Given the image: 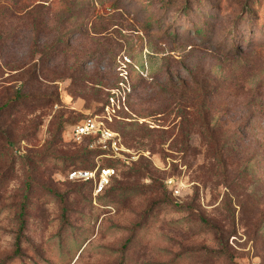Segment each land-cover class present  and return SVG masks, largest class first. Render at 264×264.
<instances>
[{
  "label": "rangeland",
  "instance_id": "374dc122",
  "mask_svg": "<svg viewBox=\"0 0 264 264\" xmlns=\"http://www.w3.org/2000/svg\"><path fill=\"white\" fill-rule=\"evenodd\" d=\"M0 264H264V0H0Z\"/></svg>",
  "mask_w": 264,
  "mask_h": 264
},
{
  "label": "built area",
  "instance_id": "2783aa9c",
  "mask_svg": "<svg viewBox=\"0 0 264 264\" xmlns=\"http://www.w3.org/2000/svg\"><path fill=\"white\" fill-rule=\"evenodd\" d=\"M97 135L100 142L112 141V145H116V140L105 128H102L96 120H88L80 123L74 127V136L82 138L83 136ZM112 168H95L94 170H73L69 173V178L72 180L89 181L93 180L95 183L96 193H100L109 183V177L112 175Z\"/></svg>",
  "mask_w": 264,
  "mask_h": 264
},
{
  "label": "trees",
  "instance_id": "16d2710c",
  "mask_svg": "<svg viewBox=\"0 0 264 264\" xmlns=\"http://www.w3.org/2000/svg\"><path fill=\"white\" fill-rule=\"evenodd\" d=\"M21 97H18L17 99H15V100H21L20 99ZM200 104V103H199ZM199 106L200 105H198V108H199ZM197 107V106H196ZM198 113H199V116L201 117V119H202V121H203V125L207 128L206 130H209V124H208V118L210 117V114H209V112H208V109H206L205 108V106H203V107H201V108H199L198 110ZM89 136H94V137H98L97 135H89ZM89 136H87V137H89ZM72 156V155H71ZM75 156V158H79V157H82V154L81 153H76L75 155H73L72 157H74ZM83 161H85V163H86V158H84L83 159ZM111 165H103V166H97L99 169L100 168H111L110 167ZM97 167H87V166H85V167H82V168H76V167H73V168H71L69 171H68V177H69V173L71 172V171H73V170H77V169H80V170H94L95 168H97ZM72 180V179H71ZM74 181H82V180H74ZM83 182H90V183H94L93 182V180H89V181H83ZM30 187V186H29ZM93 187H94V189H95V185L93 184ZM106 188V187H105ZM105 188H104V190H105ZM102 192H104V191H102ZM102 192H100V193H98L97 195H99V194H101ZM20 216H21V227H23L24 226V223H25V221H24V211H22L21 213H20ZM20 248V241H19V237L17 238V249H19Z\"/></svg>",
  "mask_w": 264,
  "mask_h": 264
}]
</instances>
